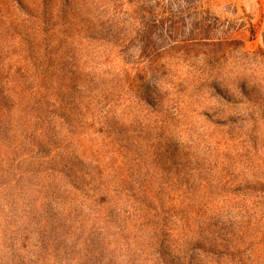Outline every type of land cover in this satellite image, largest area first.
Wrapping results in <instances>:
<instances>
[{"label": "rangeland", "instance_id": "obj_1", "mask_svg": "<svg viewBox=\"0 0 264 264\" xmlns=\"http://www.w3.org/2000/svg\"><path fill=\"white\" fill-rule=\"evenodd\" d=\"M0 264H264V0H0Z\"/></svg>", "mask_w": 264, "mask_h": 264}]
</instances>
